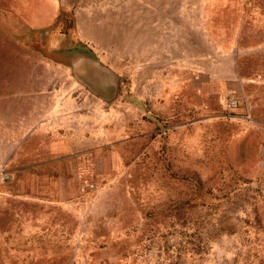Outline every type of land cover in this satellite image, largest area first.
<instances>
[{"label": "rangeland", "instance_id": "rangeland-1", "mask_svg": "<svg viewBox=\"0 0 264 264\" xmlns=\"http://www.w3.org/2000/svg\"><path fill=\"white\" fill-rule=\"evenodd\" d=\"M20 27L124 71L103 126L121 142L115 172L45 222L30 167L49 163L15 162L28 171L0 190V264H264V0H0V36ZM156 42L167 83L134 75ZM232 49L242 84L220 96L206 76Z\"/></svg>", "mask_w": 264, "mask_h": 264}, {"label": "crops", "instance_id": "crops-1", "mask_svg": "<svg viewBox=\"0 0 264 264\" xmlns=\"http://www.w3.org/2000/svg\"><path fill=\"white\" fill-rule=\"evenodd\" d=\"M20 28L21 34L12 38L0 36V159H4L0 162V190L14 176L18 178L21 172L28 171L25 166L16 168L15 162L29 158L36 159V164L48 161V165L30 167L39 185V201L31 204L37 207L34 219L45 222L51 216L46 207H53L56 219L62 211L58 204L83 201L85 196L80 189L90 183L87 181H98L115 172L120 132L106 131L103 126L111 118L119 117V79L124 71L106 58L100 61L103 69L96 70L98 67L85 59L87 53L82 48L62 52L60 44H46L44 38L30 37L28 28ZM36 28L32 31L39 30ZM154 44L143 53L142 47H136L134 75H161L167 83V78L175 75L169 68V50ZM47 51L52 53L47 55ZM218 61L222 66L217 65ZM213 67L214 73L206 76L211 81L205 86L212 87L214 94L222 96L230 88L241 86L234 49L227 52V58L214 60ZM77 68L84 82L96 85V91L77 79ZM183 74L175 77L183 78ZM55 130L67 131L70 137L65 141L50 138ZM85 207L75 212L84 211ZM21 219L29 222L28 218Z\"/></svg>", "mask_w": 264, "mask_h": 264}, {"label": "water", "instance_id": "water-1", "mask_svg": "<svg viewBox=\"0 0 264 264\" xmlns=\"http://www.w3.org/2000/svg\"><path fill=\"white\" fill-rule=\"evenodd\" d=\"M85 59H86L87 61L92 62L94 66L103 69V68H102V63H101L99 60L95 59L94 57H92V56H90V55L87 54V57H85ZM80 73H81V72H80V70L78 71V68L75 69L74 74H75V76L77 77V79H79V80L81 81V83L85 84L89 89H91V90H95V91H96V90H97L96 85L94 86L93 84H90V83L87 82V81L84 82Z\"/></svg>", "mask_w": 264, "mask_h": 264}, {"label": "built area", "instance_id": "built-area-1", "mask_svg": "<svg viewBox=\"0 0 264 264\" xmlns=\"http://www.w3.org/2000/svg\"><path fill=\"white\" fill-rule=\"evenodd\" d=\"M229 105L232 106V107H236V106L238 105V103H237L236 100H234V98H232V99H230V101H229ZM88 188H93V185H91V186H87V187H84L83 190L86 191V189H88Z\"/></svg>", "mask_w": 264, "mask_h": 264}, {"label": "bare ground", "instance_id": "bare-ground-1", "mask_svg": "<svg viewBox=\"0 0 264 264\" xmlns=\"http://www.w3.org/2000/svg\"><path fill=\"white\" fill-rule=\"evenodd\" d=\"M78 54H79V53H78ZM83 62H84V61H83ZM98 69H99V68H96V70H98ZM97 73H98V72H97ZM95 74H96V73H95ZM107 75H108V73H107ZM97 76H98V75H97ZM114 76H115V75H114ZM93 78H94V77H93ZM102 78H103V77H102ZM106 78H109V77H106ZM118 78H119V77H118ZM101 80L103 81V79H101ZM110 82H111V81H110ZM107 84H108V83H107ZM107 84H106V85H107ZM104 86H105V85H104ZM102 87H103V86H102ZM105 87H106V86H105ZM114 89H115V87H114ZM114 89H113V90H114ZM111 90H112V89H111Z\"/></svg>", "mask_w": 264, "mask_h": 264}]
</instances>
